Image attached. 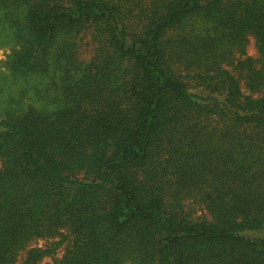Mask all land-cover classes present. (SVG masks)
I'll use <instances>...</instances> for the list:
<instances>
[{
	"label": "trees",
	"instance_id": "trees-1",
	"mask_svg": "<svg viewBox=\"0 0 264 264\" xmlns=\"http://www.w3.org/2000/svg\"><path fill=\"white\" fill-rule=\"evenodd\" d=\"M0 7L49 95L0 109V264H264V0Z\"/></svg>",
	"mask_w": 264,
	"mask_h": 264
},
{
	"label": "rangeland",
	"instance_id": "rangeland-1",
	"mask_svg": "<svg viewBox=\"0 0 264 264\" xmlns=\"http://www.w3.org/2000/svg\"><path fill=\"white\" fill-rule=\"evenodd\" d=\"M22 18L21 12L16 11L6 15V12L0 7V109L6 105L5 102H7L9 96H15L14 99L18 101L17 104H20L22 108L20 109L21 112L22 110L26 112L27 107L31 106L33 112L37 114L41 113L43 108L48 106L49 95H46L47 93H44L42 90L47 84L46 81L41 80L39 83L32 81L30 87L20 79L12 81L11 72H13L14 68L8 64L12 56L18 54L21 50V47L17 43V37L20 36V33L25 28V24L21 22ZM83 40L80 57L83 60H88L92 54L91 42L89 37H83ZM254 44V40L249 38L246 52L247 56L257 59L258 54ZM36 83L39 85H35ZM32 86H35V89H31ZM43 101L45 105L40 103ZM193 216L201 218L204 214L196 210V214H193ZM45 245V241L39 240L33 242L30 248H42ZM62 251L63 247L55 253V256L45 258L40 264H54L62 256ZM25 253H27L26 250L18 254L19 257L16 264H23L26 257Z\"/></svg>",
	"mask_w": 264,
	"mask_h": 264
}]
</instances>
